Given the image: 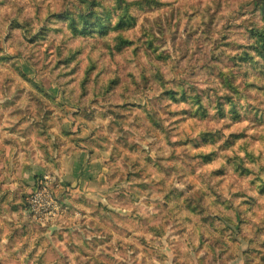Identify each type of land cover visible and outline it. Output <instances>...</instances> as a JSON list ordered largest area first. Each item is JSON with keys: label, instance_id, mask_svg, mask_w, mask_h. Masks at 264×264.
<instances>
[{"label": "rangeland", "instance_id": "374dc122", "mask_svg": "<svg viewBox=\"0 0 264 264\" xmlns=\"http://www.w3.org/2000/svg\"><path fill=\"white\" fill-rule=\"evenodd\" d=\"M79 1L0 0V135L5 142L19 138L13 133L35 140L48 163L43 172L57 174V194L69 203L67 218L54 224L26 216L24 211L20 217L16 213L13 219L27 220L28 229L20 230V237L14 239L6 236L9 226L0 215V229L5 234L0 264H145L151 260L174 264L176 246L181 247L187 264H201L203 257L207 264H216L213 255L221 250L209 246L207 233L201 237L203 243L196 238L198 246L180 239L181 200L176 197L178 191L193 196L210 186L226 194L240 193L233 203L239 207L238 202H243L244 233L255 237L264 255L258 242L264 240V195L257 194L251 178L215 169L236 159L240 138L228 140L233 130L246 133L249 147L264 149L263 126L248 120L221 127L191 114L182 118L175 113L181 103L167 94L179 87L188 93H204L212 72L230 65L231 59L217 47L241 43L242 24L251 23L255 16L253 0H125L129 26L123 29L130 32L132 22L137 38L125 52L109 47L115 35L113 26L122 12L116 0ZM91 2L111 23L102 33L75 36L64 18L51 17L87 9ZM45 25L47 30H43ZM80 38L86 44L78 68L82 69L86 53L92 49L90 40L98 42L101 49L96 58L117 78V83L109 85L110 101L125 99L131 105L120 108L123 119L113 118L105 95L86 104L67 100L50 74L55 48L67 55L80 44ZM76 76L82 74H70L69 79ZM110 80L102 79L104 84ZM72 94L75 97L78 92ZM59 119L63 130L57 125L43 129ZM69 130L76 132L65 134ZM43 132L51 139L41 135ZM62 144L68 152L83 144L91 154L76 187L57 173ZM42 145L50 150V159L45 158ZM208 153L210 159L204 157ZM164 156L167 158L162 159ZM32 191L23 195L25 204ZM86 192L92 193L88 201L82 198ZM153 228L164 233L154 234ZM198 228L205 230L196 222L194 236ZM251 249L248 238L240 236L238 245L231 242L226 253L238 256L227 264H246L245 251ZM253 261L264 264V260Z\"/></svg>", "mask_w": 264, "mask_h": 264}, {"label": "trees", "instance_id": "16d2710c", "mask_svg": "<svg viewBox=\"0 0 264 264\" xmlns=\"http://www.w3.org/2000/svg\"><path fill=\"white\" fill-rule=\"evenodd\" d=\"M100 1L103 2L104 0ZM79 2L85 3L82 0ZM116 5L121 8L122 12L118 15L113 26L115 35L112 37L113 44L109 47L111 50L115 49L118 52H125L135 44L137 38L133 33L136 27H133V23L130 22V32L125 30L129 26L127 3L125 0H116ZM252 6L255 16L251 23L242 24L241 43L230 46L218 45L217 48L220 54L227 55L231 59V63L224 67H217L212 72L211 82L209 87L205 89L206 91L204 93H188L187 90L179 87L167 92L169 99L181 103L179 104L180 108L175 113L181 114L182 118L191 114L198 119L212 121L215 125L221 127H230L241 122L253 120L264 128V0H253ZM51 17L58 20L60 17L64 18L72 35L75 36H90L94 32L102 33L111 24L109 20H106V15L103 16L97 13L93 2L87 9L63 11L53 14ZM212 17L214 18L215 14ZM18 22L20 26L23 25L22 21L18 20ZM125 26L127 27L123 29ZM47 28L48 26L45 25L43 30H47ZM210 29L211 27H209ZM64 36L66 35L64 34ZM90 42L92 49L86 53V62L82 69L78 68V63L84 61L81 53L82 47L86 43L82 38H80L79 45L69 49L67 55L63 54L60 47H56L55 56L50 64V74L60 85L62 93L67 100L78 104H86L88 101L96 100L100 95H105L106 102L111 104L113 118L123 119V111L120 108L129 109L131 105L129 102H125V99H113V101H110L111 99L108 97L109 85L113 81L117 83V78H112L106 67L102 65L100 58H96L101 45L93 40H90ZM233 43L236 42L233 41ZM111 50H109L110 56L113 55ZM104 63H106L105 60ZM77 72H80L82 76L69 79L70 74ZM104 77L111 80L104 84L102 81ZM73 91L78 92L75 97L72 94ZM123 95L128 97L125 91ZM56 125L63 130L61 119H59V122L46 124L43 129ZM73 133V131H65V134ZM41 135L51 139V136L45 132ZM204 135L214 136L212 133H204ZM246 136L244 131L233 130L231 132L228 140L234 142L240 138V149L235 154L236 159L227 161V163L220 167H215V169L222 173L232 170L239 176L251 178L252 182L257 184V194L264 195V149L249 147ZM204 157L210 159L211 153L204 155ZM45 158L50 159L48 155ZM166 158L165 156L162 157V159ZM14 195L16 193L3 192L0 185V215L9 226V232L6 236L11 237V239L20 237V230L24 229H17L10 222L14 218V213L20 212L17 200L14 198L11 202V197ZM237 195H240V193L232 192L226 194L215 186H210L207 190L201 189L194 193L193 196L186 195L185 191H178L176 197L181 200L178 205L181 212L178 221L182 226L180 239L189 240L192 245L198 246L196 238L203 243L201 237L207 233L210 238L209 246L214 251L221 250V253L213 255L216 264H227L238 256L236 252L226 255L231 242H235L238 245L239 237H246L251 242L252 248L245 251V257L248 260L246 264H261L253 261V259L264 260V255H262L255 237H249L244 233L245 225L241 210L243 202H238L240 204L238 205L239 207H235L233 203L234 196L236 197ZM27 202L26 204L23 202L22 205L27 208L28 212ZM196 222L203 229L206 224L209 226L205 230L198 228L199 231L196 230L194 236L193 227ZM25 229H28V227H25ZM257 229L263 230V227L258 226ZM152 232L161 235L164 230L153 228ZM26 233L24 232V234ZM4 235L2 229H0V251L2 250L1 241ZM258 242L261 243L264 250V240ZM173 249L176 252L174 264H187L185 258L181 255V247L176 246ZM164 258L166 261L167 257ZM145 264L157 263L151 260ZM201 264H207L205 257L202 258Z\"/></svg>", "mask_w": 264, "mask_h": 264}, {"label": "crops", "instance_id": "0c3cea01", "mask_svg": "<svg viewBox=\"0 0 264 264\" xmlns=\"http://www.w3.org/2000/svg\"><path fill=\"white\" fill-rule=\"evenodd\" d=\"M2 119V117H0ZM3 125L0 123V133ZM76 132L75 130H69ZM7 133V132H6ZM15 136L19 138L11 142L9 139L7 142L4 141L3 134L0 135V185L2 187V191L6 193L15 194L11 197V202L14 198L17 200L18 208L22 214L24 211L25 215L28 216L27 208L23 210L25 206L22 205L23 195H28L32 189L34 188V180L35 178L44 173L46 169H48V163L44 159L43 155L40 153L38 143L32 139L27 141V137L25 135H18L16 133ZM32 138V136H31ZM29 139V137H28ZM75 139V138H74ZM5 143V144H4ZM58 143V142H57ZM44 146V145H42ZM79 148L77 151L74 149L70 150V152L66 151V145H61V163L58 161V170L57 173L59 178L62 181L71 183L73 187H76V180L79 175L84 171V165L87 163L89 156H91L90 151L83 144H79ZM46 149L45 156L50 153L47 146H44ZM53 147V143H52ZM59 145L57 146V148ZM56 148V149H57ZM54 149V147H53ZM44 152V151H43ZM59 151L57 150V155ZM79 173V174H78ZM78 174V176H77ZM37 175V176H36ZM36 176V177H35ZM85 198H90L92 196L91 192H86ZM17 196V198H16ZM15 200V201H16ZM16 213H14L15 215ZM21 214L18 216L20 217ZM11 219V223L17 229H22L28 227V222H21L18 218ZM32 226V224H30ZM3 238V237H2ZM3 241H1L2 243Z\"/></svg>", "mask_w": 264, "mask_h": 264}, {"label": "built area", "instance_id": "2783aa9c", "mask_svg": "<svg viewBox=\"0 0 264 264\" xmlns=\"http://www.w3.org/2000/svg\"><path fill=\"white\" fill-rule=\"evenodd\" d=\"M34 189L28 199L29 214L37 220L54 224L69 215V203L57 194L60 183L55 172H45L36 177Z\"/></svg>", "mask_w": 264, "mask_h": 264}]
</instances>
